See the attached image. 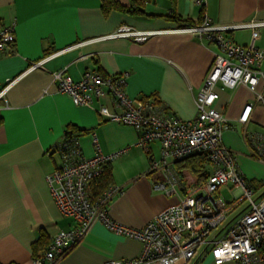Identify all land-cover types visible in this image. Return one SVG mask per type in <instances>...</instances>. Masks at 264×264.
I'll return each instance as SVG.
<instances>
[{
	"label": "crops",
	"instance_id": "crops-1",
	"mask_svg": "<svg viewBox=\"0 0 264 264\" xmlns=\"http://www.w3.org/2000/svg\"><path fill=\"white\" fill-rule=\"evenodd\" d=\"M111 1L115 7L105 13L101 0H0V27L15 24L13 53L0 58V94L4 91L0 98V264H31L54 236L73 225L71 218L59 212L45 181L60 163L58 154L47 153L63 142L66 133L77 135L85 158L95 153L94 137L104 155L126 151L108 165V186L121 189L108 212L113 221L129 228L144 227L211 173L207 163L204 177L198 179L189 168L192 163L179 162L175 169L182 188L171 195L155 190L162 176L150 171V160L160 158L158 143L149 145L150 152L137 147L134 129L106 121L95 111L100 106L113 111L107 97L96 102L95 109L75 106L58 92L53 74L64 71L77 82L85 72L102 77L126 73L128 98L154 100L180 120L192 121L197 117L195 97L218 49L205 37L177 32L183 28L179 24L198 25L205 18L219 26L264 21V0H205L203 7L194 0H143L139 3L142 14L129 13L136 1ZM122 26L161 33L144 43L104 39ZM226 36L243 47L251 42L248 29ZM255 46L263 48L264 41H256ZM59 51L63 52L42 67L28 71ZM260 69L264 73V61ZM217 91L214 108L229 125L222 145L237 155L244 177L262 193L264 166L249 158L245 136L264 132V106L255 103L244 85L223 91L217 87ZM247 105L253 110L247 123L241 124ZM223 193L232 199L228 189L220 191L222 197ZM141 251L139 241L95 223L81 242L53 264L129 261ZM200 264L213 262L206 256Z\"/></svg>",
	"mask_w": 264,
	"mask_h": 264
},
{
	"label": "built area",
	"instance_id": "built-area-1",
	"mask_svg": "<svg viewBox=\"0 0 264 264\" xmlns=\"http://www.w3.org/2000/svg\"><path fill=\"white\" fill-rule=\"evenodd\" d=\"M194 2L201 7L205 5V0ZM14 29L15 24L0 27V58L13 53ZM238 29L251 31L248 46H239L226 36ZM177 32L205 37L218 49L195 97L197 117L192 121L180 120L154 100L128 98L124 91L126 73L102 77L85 72L75 82L60 71L53 74V80L58 92L67 95L75 106L95 109V103L107 97L113 111L105 106L95 111L106 121L134 129L138 134L137 147L150 152L149 145L158 143L160 158L150 160V171L162 176L154 184L155 190L176 194L182 188V179L175 164L195 155L206 157L211 173L202 184L184 190L177 204L161 211L144 227L129 228L113 221L108 212L113 198L121 193L120 188L109 185L99 195L91 194V187L105 168L126 151L104 155L94 137L95 153L85 158L77 137L64 138L47 153L48 156L58 154L60 163L45 181L59 212L71 218L73 225L54 236L47 250L34 257L31 264H53L61 259L81 242L95 223L117 236L142 244L141 254L136 259L104 264H200L206 256L213 264H264V192L258 193L246 180L237 155L222 145V135L229 125L223 114L214 108L219 98L217 87L223 91L240 85L247 86L255 103L264 106V73L260 69L264 47L255 46L256 41H264V21L219 26L205 18L201 24L183 27ZM160 33L122 26L104 39L122 38L144 43ZM81 45L83 43L76 47ZM63 51L32 64L28 71L42 67ZM252 110V105L245 106L239 118L241 124L247 123ZM245 143L249 158L264 166V132L248 133ZM223 188L231 194L230 201L220 195ZM241 206L244 208L233 218Z\"/></svg>",
	"mask_w": 264,
	"mask_h": 264
},
{
	"label": "trees",
	"instance_id": "trees-1",
	"mask_svg": "<svg viewBox=\"0 0 264 264\" xmlns=\"http://www.w3.org/2000/svg\"><path fill=\"white\" fill-rule=\"evenodd\" d=\"M136 1L134 3V5L131 7V10L129 11V13L131 14H142V10L139 8V3L142 2L143 0H133ZM102 2V7L103 10L105 11V13L108 12V10L110 8L115 7L113 2L111 0H101ZM178 23L179 20L175 19ZM201 24V23H200ZM199 25V24H198ZM191 26H196L190 23H183V24H179V27H191ZM70 137H77V135L74 134H70V133H66L65 134V138H70ZM184 161H188L190 163H192L191 165H189V168L191 170V173L196 176L198 179L204 177L203 171H204V167L207 164V160L206 157L203 155H195L192 156ZM182 161V162H184ZM109 184V172H108V166L105 168L102 176L98 179V181L93 184L92 187V195L95 197L97 195H99Z\"/></svg>",
	"mask_w": 264,
	"mask_h": 264
},
{
	"label": "rangeland",
	"instance_id": "rangeland-1",
	"mask_svg": "<svg viewBox=\"0 0 264 264\" xmlns=\"http://www.w3.org/2000/svg\"><path fill=\"white\" fill-rule=\"evenodd\" d=\"M261 183H263V185H264V180L261 182ZM262 191H264V186H262ZM259 192H261V191H258V193ZM223 195V198L225 199V200H227V201H230L231 200V198L230 197H228V195L226 194V193H223L222 194ZM230 199V200H229ZM245 205V204H244ZM244 208V206H241L240 208H239V210H237V212H240L242 209Z\"/></svg>",
	"mask_w": 264,
	"mask_h": 264
}]
</instances>
